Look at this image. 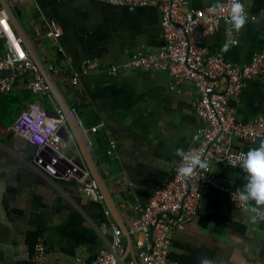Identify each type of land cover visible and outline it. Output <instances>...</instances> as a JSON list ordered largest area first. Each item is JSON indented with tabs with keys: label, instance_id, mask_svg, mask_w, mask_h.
Masks as SVG:
<instances>
[{
	"label": "crops",
	"instance_id": "0c3cea01",
	"mask_svg": "<svg viewBox=\"0 0 264 264\" xmlns=\"http://www.w3.org/2000/svg\"><path fill=\"white\" fill-rule=\"evenodd\" d=\"M226 1L188 0L196 10ZM7 2L23 15L20 22L32 45L83 127L104 125L89 134L93 141L91 155L99 171L107 176L119 210L115 215L105 201L96 202L83 193L78 168L90 172L93 179L94 175L68 124L65 130L69 141L63 140L66 146L59 151L46 148L38 152L13 135L18 117L37 101L28 97L32 94L31 75L22 76L9 100L11 104L21 101L23 107L11 115V122L4 119L10 101L0 98V264H33L34 248L39 243L47 248L51 264H70L79 257L92 263L111 244L112 223L129 231L138 216L135 207L147 205L154 191L173 176L181 160L176 150L186 151L193 145L202 124L197 114L199 93L190 83L173 90L175 81L168 72L110 73L112 66H122L138 52L152 53L162 47L161 15L156 7L129 11L98 0ZM242 3L255 20H247L239 32L234 30L239 45L225 58L237 65L249 64L253 57L264 54V0ZM3 13L0 5V17ZM52 22L64 31L59 41L46 36ZM225 31L222 25L207 40L212 55L221 54ZM3 48L0 43L1 53ZM87 60H99L101 68L82 77L81 86L76 87L72 80ZM45 96L46 102H41L51 114L62 109L53 92L52 99ZM229 107L243 122L263 115L264 78L247 81ZM112 139L118 149L117 156L110 158L107 150ZM261 142L264 140L249 143L237 139L232 150L247 153ZM67 168L73 176L66 173ZM214 172L221 185L235 192L246 182L241 166L217 163ZM250 216L236 210L227 194L206 188L196 217L185 231L173 234L171 258L181 264H199L201 255L214 264H264V224H248ZM131 237L138 264H142L136 238ZM125 243L124 263H135L126 235Z\"/></svg>",
	"mask_w": 264,
	"mask_h": 264
},
{
	"label": "built area",
	"instance_id": "2783aa9c",
	"mask_svg": "<svg viewBox=\"0 0 264 264\" xmlns=\"http://www.w3.org/2000/svg\"><path fill=\"white\" fill-rule=\"evenodd\" d=\"M98 1L129 11L156 7L161 15L162 47L152 53L142 50L122 66H112L110 73L113 76L135 70L168 72L175 81L173 90H177L182 83H190L199 93L197 114L202 124L193 137V145L185 152L194 151L209 162V168L197 169L196 174L188 180L181 178L176 168L173 176L154 191L147 205L135 207L138 216L129 227V234L136 238L138 258L142 264H181L171 258L172 237L175 232L185 231L196 217L206 188L219 189L227 194L236 210L252 215L238 197L233 199L235 190L220 184L214 165L225 163L230 167H239L241 157L246 153L234 152L233 143L237 139L249 143L264 140V114L253 121L243 122L229 107L230 100L242 93L247 81L255 77L264 78V54L256 55L246 65H237L225 58L232 48L239 45L234 29L226 23L230 0L223 3V10L216 14L209 13V7L193 9L188 0ZM247 17V20H255L248 13ZM222 25L226 26V40L221 54L215 56L211 54L206 42ZM63 35L64 31L57 22H52L46 33L47 38L56 41ZM0 43L4 46L3 53L0 52V95L13 92L20 77L30 74L29 89L52 99L51 86L40 65L26 49L5 13L0 17ZM60 49L63 50L62 47ZM55 68L51 66L52 70ZM100 68L99 60H87L82 72L75 74L72 84L80 87L82 77ZM67 124L68 117L62 109L57 108L55 114H51L41 101H34L18 117L13 132L38 152L46 148L59 151L66 145L58 133ZM80 124L89 144L93 146L89 134L97 133L104 125L85 129L81 121ZM117 149L118 144L112 139L107 156H117ZM78 170L82 173L80 179L83 182V193L96 202L105 201L99 183L91 178L90 172L80 168ZM66 173L73 176L69 168ZM107 215L111 213L107 211ZM257 216L258 221L264 224V218H260L259 214ZM112 231L111 244L100 252L94 262L88 263L79 257L70 264H125L122 262L126 251L125 233L114 223ZM33 264H51L47 248L42 243L34 248Z\"/></svg>",
	"mask_w": 264,
	"mask_h": 264
},
{
	"label": "clouds",
	"instance_id": "9594fccd",
	"mask_svg": "<svg viewBox=\"0 0 264 264\" xmlns=\"http://www.w3.org/2000/svg\"><path fill=\"white\" fill-rule=\"evenodd\" d=\"M223 8V4L216 2L208 8V11L216 14ZM247 19V13L241 0H230V11L226 23L239 32L244 28ZM176 154L181 158L177 173L185 180L191 179L196 174L197 169L207 170L209 168V162L206 159H202L194 151L185 152L183 149H177ZM240 166L246 174V182L242 189L236 190L233 194V199L238 197V200L252 213L247 223L256 225L258 223L257 214H259L260 218H264V142L243 154ZM199 264H214V262L201 255Z\"/></svg>",
	"mask_w": 264,
	"mask_h": 264
},
{
	"label": "water",
	"instance_id": "95a60500",
	"mask_svg": "<svg viewBox=\"0 0 264 264\" xmlns=\"http://www.w3.org/2000/svg\"><path fill=\"white\" fill-rule=\"evenodd\" d=\"M0 5L4 13L9 18L10 23L12 24L15 32H17L19 37L23 40V43L26 49L29 51V53L35 59V61L40 65L44 76L46 77L48 83L51 86L53 95L56 97V99L58 100L63 110V114L68 117V125L70 126L72 134L74 135V138L76 139L82 151V155L87 162V166L89 170H91V172L94 175V179L100 185V189L105 198V202L107 206L116 215L119 210V204L115 199L116 194L113 192L112 188L108 185L106 181L107 176L104 173H102L103 171L102 172L99 171L96 163L93 161V158L91 155L92 146L88 142V137L86 136L85 131L80 124V121H79V118L76 112L74 111V109L71 108V105L67 102V99H65L64 95L61 93L60 89L58 88V85L53 79V76L51 75L49 70L46 68L41 57H39V54L37 53L35 47L32 45L31 40L29 39L27 35L24 25L20 22V19H19L20 13L18 11H14L13 8L7 2V0H0ZM58 134L59 136H61L62 140L67 141V142L69 141V137L66 135L65 127H62L59 130ZM122 197H123L124 202L127 203V196L125 193H122ZM124 233L127 236L128 249L131 251L132 258L134 259L135 263L138 264L134 250L132 248V245H133L132 237L129 234V231L126 226H124ZM124 261H125V257L122 258L123 263Z\"/></svg>",
	"mask_w": 264,
	"mask_h": 264
},
{
	"label": "rangeland",
	"instance_id": "374dc122",
	"mask_svg": "<svg viewBox=\"0 0 264 264\" xmlns=\"http://www.w3.org/2000/svg\"><path fill=\"white\" fill-rule=\"evenodd\" d=\"M23 18V15L19 17V19H22ZM31 96H28L31 100H37V101H42L43 103L46 102V96L43 95L42 93H33L31 92ZM12 94H3V95H0V98L1 100H5V101H10V102H7V112L9 110H13V114L16 115V111L20 112V110L22 109L23 107V103L21 101H15L14 103L11 104V100H9L11 98ZM6 118H8V120L11 122V115H8V117H5L4 119L6 120ZM116 171L115 167L112 168V172L114 173ZM112 173V174H113Z\"/></svg>",
	"mask_w": 264,
	"mask_h": 264
},
{
	"label": "trees",
	"instance_id": "16d2710c",
	"mask_svg": "<svg viewBox=\"0 0 264 264\" xmlns=\"http://www.w3.org/2000/svg\"><path fill=\"white\" fill-rule=\"evenodd\" d=\"M12 113H13L12 109L8 111V115H12Z\"/></svg>",
	"mask_w": 264,
	"mask_h": 264
}]
</instances>
